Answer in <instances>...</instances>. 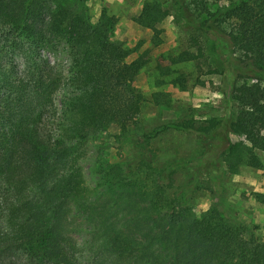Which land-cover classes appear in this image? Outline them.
<instances>
[{
  "label": "trees",
  "instance_id": "1",
  "mask_svg": "<svg viewBox=\"0 0 264 264\" xmlns=\"http://www.w3.org/2000/svg\"><path fill=\"white\" fill-rule=\"evenodd\" d=\"M86 1L0 0V264H264V238L230 218L220 185L224 165L231 173L243 164L261 167L264 0H233L214 10L207 0L197 2L204 15L197 28L230 48L236 69L223 76L235 109L137 134L151 155L138 162L137 182L112 177L118 191L110 203L90 199L84 144L111 125L125 134L136 124L146 99L136 78L147 60L130 61L132 50L115 38L117 18L103 10L94 21ZM157 7L147 3L137 21L155 30ZM61 46L69 76L49 56ZM192 46L172 63L206 60L202 40L193 38ZM64 90L60 113L57 96ZM170 129L196 134L201 150L157 166L153 142ZM179 168L206 173L209 209L194 212L190 200L198 187L192 171L175 184Z\"/></svg>",
  "mask_w": 264,
  "mask_h": 264
},
{
  "label": "rangeland",
  "instance_id": "2",
  "mask_svg": "<svg viewBox=\"0 0 264 264\" xmlns=\"http://www.w3.org/2000/svg\"><path fill=\"white\" fill-rule=\"evenodd\" d=\"M198 1H86L94 21L103 10L117 18L115 38L132 50L130 61L139 56L147 60L136 78V85L146 97L136 124L125 134L111 125L104 132L91 134L84 144L81 165L93 202L108 199L109 203L113 202V195L118 190L111 184L112 177L128 175V179L137 182L138 162L151 155L137 141V134L148 133L160 125L185 119L202 122L214 116L228 115L235 109L230 97V85L223 76L226 68L236 69L230 62V48L224 39L197 28L199 19L204 16L196 8ZM231 1L207 0L213 10L229 5ZM147 3L158 5L161 19L155 30L137 21ZM195 37L204 44L206 60L172 63V59L182 51L194 49L192 40ZM49 56L58 70L69 76L70 58L66 49L61 46L56 54ZM162 65L170 68L169 75L162 73L159 68ZM212 69L218 73H209ZM177 78L183 79L182 85L174 83ZM155 95L159 96L157 100ZM65 101L64 90L57 96L60 113L65 108ZM232 140L246 142L235 135H232ZM152 147L156 148L154 164L161 167L195 156L201 150L196 134L175 129L164 131L154 140ZM257 154L261 167L243 164L237 173H231L224 165L226 174L220 180L221 200L231 219L255 229L256 236L264 238V152L258 151ZM191 171L190 179L188 176ZM188 178L198 187L190 204L194 212L200 214L209 209L213 202L212 184L204 171L195 168H179L175 184H183ZM82 236H88V232L85 231Z\"/></svg>",
  "mask_w": 264,
  "mask_h": 264
}]
</instances>
